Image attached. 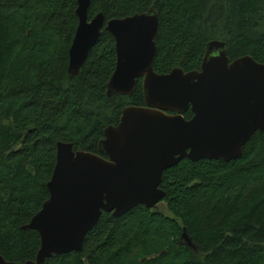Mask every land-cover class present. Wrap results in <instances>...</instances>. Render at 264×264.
Masks as SVG:
<instances>
[{
	"label": "trees",
	"instance_id": "obj_1",
	"mask_svg": "<svg viewBox=\"0 0 264 264\" xmlns=\"http://www.w3.org/2000/svg\"><path fill=\"white\" fill-rule=\"evenodd\" d=\"M76 8L77 0H0V254L8 262L34 260L39 249L38 233L22 227L48 198L57 142L99 154L122 110L145 106L141 79L131 95L107 96L116 53L105 30L79 74H68ZM151 8L160 74L199 69L214 40L227 44L231 61L249 55L264 64V0H92L88 19ZM160 188L166 213L143 205L119 217L103 212L80 251L43 264H264V131L238 159H182Z\"/></svg>",
	"mask_w": 264,
	"mask_h": 264
},
{
	"label": "water",
	"instance_id": "obj_2",
	"mask_svg": "<svg viewBox=\"0 0 264 264\" xmlns=\"http://www.w3.org/2000/svg\"><path fill=\"white\" fill-rule=\"evenodd\" d=\"M91 1L77 0L68 74H79L105 30L116 53L107 96H129L141 79L145 106L122 110L118 124L105 128L99 154L57 142L48 198L22 227L39 235L35 258L15 263L0 254V264H43L54 255L80 251L103 212L119 217L139 205L155 208L165 196L160 188L165 170L184 158L238 159L252 136L264 131L263 63L249 55L231 61L227 44L214 40L207 43L199 69L160 74L153 68L156 11L107 21L100 12L88 19ZM188 110L190 119L184 117ZM182 239L191 246L185 232Z\"/></svg>",
	"mask_w": 264,
	"mask_h": 264
},
{
	"label": "rangeland",
	"instance_id": "obj_3",
	"mask_svg": "<svg viewBox=\"0 0 264 264\" xmlns=\"http://www.w3.org/2000/svg\"><path fill=\"white\" fill-rule=\"evenodd\" d=\"M153 210L161 211V212H165L166 213L165 203L164 202L158 203V205L155 208H153Z\"/></svg>",
	"mask_w": 264,
	"mask_h": 264
}]
</instances>
